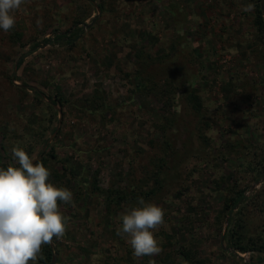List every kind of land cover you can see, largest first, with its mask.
Returning a JSON list of instances; mask_svg holds the SVG:
<instances>
[{
  "label": "rangeland",
  "instance_id": "1",
  "mask_svg": "<svg viewBox=\"0 0 264 264\" xmlns=\"http://www.w3.org/2000/svg\"><path fill=\"white\" fill-rule=\"evenodd\" d=\"M247 3L25 0L0 30V167L15 166L3 144L21 147L73 194L60 202L56 264H183L181 249L201 264H264L257 246L237 247L264 234V32ZM147 56L155 81L177 87L170 101L134 93L126 76ZM155 175L161 189L144 200L165 211L162 251L137 259L117 229L138 200L107 196L149 190ZM242 191L247 201L226 210Z\"/></svg>",
  "mask_w": 264,
  "mask_h": 264
},
{
  "label": "clouds",
  "instance_id": "2",
  "mask_svg": "<svg viewBox=\"0 0 264 264\" xmlns=\"http://www.w3.org/2000/svg\"><path fill=\"white\" fill-rule=\"evenodd\" d=\"M25 0H0V30L15 27L14 13ZM11 154L18 166L0 167V264H36L43 246L61 239L67 220L60 202H72V192L50 182L51 172L21 147ZM164 209L139 198L138 206L120 215L117 234L126 238L135 258L159 255L155 233L165 224Z\"/></svg>",
  "mask_w": 264,
  "mask_h": 264
},
{
  "label": "trees",
  "instance_id": "3",
  "mask_svg": "<svg viewBox=\"0 0 264 264\" xmlns=\"http://www.w3.org/2000/svg\"><path fill=\"white\" fill-rule=\"evenodd\" d=\"M92 3H96V0H89ZM99 6L102 9L101 4H99ZM247 6L253 8L254 11V25L257 27V29L259 31H263L264 32V8H263V4H262V0H248ZM70 32H67L66 36L60 35L59 39H66L68 43H70V40L67 38L70 34ZM69 34V35H68ZM15 36V35H14ZM19 38V36H18ZM142 56H144L143 52H140V54H137L138 58H142ZM22 57V56H21ZM18 61V67H20L23 63H24V59H21ZM148 61H151L152 63V57L151 56H147L144 59L141 60V64L140 65V61H139V68L136 70V72L131 73V74H127V78L130 80V82L133 84L134 86V93L136 94H140L142 96L148 97L151 95H155L157 97H164V98H168V101H170L169 99L172 97V95H174L173 92V88L174 90L177 88H175L174 82L168 80L167 78L164 79L165 83L163 85L159 84L158 82L155 81V78L153 77L152 74L148 73V67L150 66V63ZM28 87V86H27ZM19 89H21V87L18 86ZM196 92L193 91V94H190V97L187 98L188 103L192 106V109L199 112L202 110V100L201 98L197 95L194 94ZM34 95L36 100H38L40 103H43V93L35 90L34 91ZM49 99L52 101L51 105H46L48 106L49 109H54L56 108L57 104L56 101H54L52 98L49 97ZM173 99V98H172ZM61 102V101H60ZM62 103V102H61ZM102 106V105H101ZM100 109H102L100 106L94 108L92 110V112H96V111H100ZM11 147H8V145H4L3 144V154L5 155V158H7L11 163H14L15 166H18L15 164V160L11 154ZM34 150V149H33ZM32 150V151H33ZM32 153V152H31ZM53 158H56V156H52ZM35 163H42L45 166H47V159H45L44 157L40 158L39 160H37ZM260 176L264 175V168L262 172H259ZM66 176V175H65ZM160 176L159 175H155V186L151 187L149 190H135L132 191L131 193H127L124 190H120L115 192L116 196H114L113 198L111 196H107V200L110 202L109 205L111 204L112 200L114 201L113 203H116L117 205L121 204V202L124 201H134V200H139V198H151L152 196L156 195L160 189H161V181H160ZM97 189V188H95ZM102 194V193H100ZM114 194V193H113ZM233 196H229L227 198V200L225 201V207L226 210L232 212V210L237 207L239 204L243 205L247 199L245 198L244 192H240L237 194V192H233ZM229 222H232V219L229 220ZM261 250L264 251V234L260 235L259 237H257L256 239L251 238L249 240V245L247 246H243V245H238L237 247L243 251L247 250V249H251V248H257V247ZM182 257H183V264H201V261L198 262L195 258V256L190 252L187 251L185 249H181L179 252ZM53 257V251L50 247V245H45L44 246V250L41 253V258L39 260L40 264H49L52 260ZM162 264H166V262L162 263ZM174 264V262H173Z\"/></svg>",
  "mask_w": 264,
  "mask_h": 264
},
{
  "label": "water",
  "instance_id": "4",
  "mask_svg": "<svg viewBox=\"0 0 264 264\" xmlns=\"http://www.w3.org/2000/svg\"><path fill=\"white\" fill-rule=\"evenodd\" d=\"M61 119H62V116L59 119V123H61ZM58 130H59V127L56 129V131L54 133V136L57 134ZM36 161H37V159H35L33 162L35 163ZM56 262H57L56 257H55V255H53V259H52V261L49 264H56Z\"/></svg>",
  "mask_w": 264,
  "mask_h": 264
}]
</instances>
